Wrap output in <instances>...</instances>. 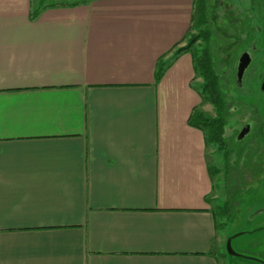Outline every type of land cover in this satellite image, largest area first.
<instances>
[{
	"label": "crops",
	"instance_id": "0c3cea01",
	"mask_svg": "<svg viewBox=\"0 0 264 264\" xmlns=\"http://www.w3.org/2000/svg\"><path fill=\"white\" fill-rule=\"evenodd\" d=\"M0 0V264H220L193 0ZM182 45V43H181Z\"/></svg>",
	"mask_w": 264,
	"mask_h": 264
},
{
	"label": "rangeland",
	"instance_id": "374dc122",
	"mask_svg": "<svg viewBox=\"0 0 264 264\" xmlns=\"http://www.w3.org/2000/svg\"><path fill=\"white\" fill-rule=\"evenodd\" d=\"M32 1L37 5L38 0ZM68 1L77 0H44L45 3ZM206 1L209 32L212 34L211 53L221 79V87L227 96V103L235 106L239 100L248 105H237L241 113L234 114L233 111L231 116L227 114L229 118L223 128V137L227 143L232 147L235 145L234 152L228 155L229 175L225 174L227 157L224 153L216 148L213 141H209L207 146V159L212 169L214 184L211 205L216 209L220 237L219 263L264 264V133H260L262 139L253 141L249 147L242 142L233 144V137L250 115L257 121L250 106L257 111L264 128V96L261 94V83L255 76L264 73V0ZM196 34L197 28L190 29L182 40V45ZM203 45L205 44L202 41L193 44L199 55ZM250 45L257 50L254 70L249 83L247 82L246 91L240 93L236 90L239 94L236 93L237 97H234L235 62L242 50H250ZM201 83L202 79L197 76L195 86ZM201 112L210 117L217 115L213 105L207 102L202 103ZM249 132L238 141L245 137L247 139ZM243 145L245 150L237 157L236 150H242ZM230 197L234 206L228 208L230 215L226 217L223 214L226 207L223 205ZM228 238L232 250L238 253L237 255H230L225 250Z\"/></svg>",
	"mask_w": 264,
	"mask_h": 264
},
{
	"label": "trees",
	"instance_id": "16d2710c",
	"mask_svg": "<svg viewBox=\"0 0 264 264\" xmlns=\"http://www.w3.org/2000/svg\"><path fill=\"white\" fill-rule=\"evenodd\" d=\"M206 0H193L192 4V13L189 30L192 28H197V34L192 36L186 44L174 46V50L166 60L157 62V68L155 71V79L159 80L165 71V69L171 64V62L182 52L190 51L193 58V65L195 71V77H200L202 83L198 84L196 90L201 98L202 103L207 102L213 105L214 109L217 110L220 108L219 102L221 98V83L219 75L215 69V62L213 54L211 53L210 43L212 41V34L209 32V24L207 17V4ZM53 3H48L41 5V7L36 8L32 11V17H36L44 7L53 6ZM204 26V28H202ZM199 27V29H198ZM197 41H202L203 47L200 49L201 53L196 52L193 44ZM199 65V67H198ZM189 123L193 126L198 127L204 132L206 142L213 141L216 145V148H220V142L223 144V122L222 118L218 117V114L215 117L205 116L201 111H194L190 115ZM225 157H227L226 162L228 161V152L227 150L223 152ZM232 197L226 200L223 205L226 207L224 216L230 215V210L228 209L232 205Z\"/></svg>",
	"mask_w": 264,
	"mask_h": 264
},
{
	"label": "flooded vegetation",
	"instance_id": "af4514ba",
	"mask_svg": "<svg viewBox=\"0 0 264 264\" xmlns=\"http://www.w3.org/2000/svg\"><path fill=\"white\" fill-rule=\"evenodd\" d=\"M243 52H247L248 54H249V56H250V63H249V65L245 68V70H244V72H243V74H242V78H241V80L240 81H238L237 80V76H236V69H237V63H238V59H239V57H240V55L243 53ZM256 53H257V50H254L252 47H251V45H250V50H248V49H244V50H242L240 53H239V55H238V57H237V59H236V62H235V67H234V91H233V94H234V97H237L236 95L237 94H239V93H237L236 92V90H239L240 91V93L241 92H245L246 91V88H247V82L249 81V79H251L250 77H251V75H252V71L254 70V64L256 63V59H257V57H256ZM253 74H255V73H253ZM255 76H257L256 77V79L257 80H259V83H261L262 84V81L264 80V73H262V75L260 76V74H255ZM258 76H260V78L258 79ZM219 79H220V77H219ZM220 82H221V79H220ZM249 83V82H248ZM260 84V85H261ZM221 91H222V93H221V98H220V102H219V106H220V108L217 110V114H218V117H220V118H222V122H223V126L225 127L226 126V122H227V120H228V116H227V114H229V116H231V113L234 111V114H238V113H241V110L240 109H238V106L237 105H239V106H242V105H244V106H248V105H245V104H243L242 102H240L239 100H237V105H230L229 103H227V96H226V93H225V91H224V89L221 87ZM237 93V94H236ZM261 94L264 96V91H262L261 90ZM228 105H229V108H228ZM250 108L252 109L253 108V112H251V114L252 115H254V116H256V118H257V121H255V120H253V118H252V116L250 115V118H247L246 119V121L243 123V126L240 128V130L238 131V133H237V135H235L234 137H233V144H237V143H245V146L246 147H249L250 146V144L253 142V141H257L259 138H261L262 139V135L260 134L261 132L262 133H264V128L262 127V123L260 122V117H259V115H258V113H257V111L255 110V108L253 107V106H250ZM253 116V117H254ZM246 124H248L249 125V127H250V129H249V134H248V138L246 139V137L244 138V139H242V141H238L240 138H238V135H239V133L241 132V130H242V128L246 125ZM253 137V138H252ZM223 140H224V143L222 144L221 142H220V148H219V150L220 151H222V152H225L226 150H227V152H228V155L230 156V154L232 153V152H234V150L235 149H233V147L235 146V145H233V147L232 146H230L228 143H227V141H226V139L223 137ZM250 140V141H249ZM248 141V142H247ZM264 141V140H263ZM247 142V143H246ZM241 143V144H242ZM245 146L243 145V146H241L242 147V150L240 149V150H236V153H237V157H239L241 154H242V152L245 150ZM226 170H225V174L226 175H229V171H228V169H230V164H229V162L227 161V163H226Z\"/></svg>",
	"mask_w": 264,
	"mask_h": 264
},
{
	"label": "water",
	"instance_id": "95a60500",
	"mask_svg": "<svg viewBox=\"0 0 264 264\" xmlns=\"http://www.w3.org/2000/svg\"><path fill=\"white\" fill-rule=\"evenodd\" d=\"M250 56L247 52H243L239 59H238V63H237V69H236V76H237V80L240 81L242 78V74L245 70V68L249 65L250 63ZM261 90L264 91V80L262 81L261 84ZM250 127L248 124H246L241 132L238 135V138H241L242 136H244L248 131H249ZM225 250L227 251L228 254L230 255H237L238 253H236L234 250H232L231 246H230V239L228 238L225 242Z\"/></svg>",
	"mask_w": 264,
	"mask_h": 264
}]
</instances>
